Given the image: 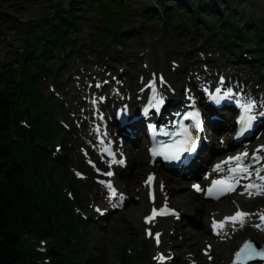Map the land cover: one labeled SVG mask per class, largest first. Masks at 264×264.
<instances>
[{
    "label": "trees",
    "instance_id": "trees-1",
    "mask_svg": "<svg viewBox=\"0 0 264 264\" xmlns=\"http://www.w3.org/2000/svg\"><path fill=\"white\" fill-rule=\"evenodd\" d=\"M61 5L56 3L54 10L46 9L16 27L22 34V47L16 62L0 68V264H99L90 225L83 231L78 225L83 220H75L56 177L61 163L52 158L48 147L55 149L60 138L58 122L42 89L43 75L48 73L56 51L72 42L70 35L78 27L76 10ZM160 5L169 15L172 4ZM117 6L115 0H109L104 9L106 30L111 35ZM189 8L196 19L199 8L193 3ZM142 9L152 14L146 4ZM210 10L219 21L221 39L229 47L232 39H254L264 50L263 22H256L254 33H250L240 29L233 13L223 14L214 7ZM25 116L30 118L29 128L19 124ZM45 238L47 249L40 251L37 246ZM124 254L123 248L122 264H129L131 260ZM46 257H50L49 263H45Z\"/></svg>",
    "mask_w": 264,
    "mask_h": 264
},
{
    "label": "rangeland",
    "instance_id": "rangeland-1",
    "mask_svg": "<svg viewBox=\"0 0 264 264\" xmlns=\"http://www.w3.org/2000/svg\"><path fill=\"white\" fill-rule=\"evenodd\" d=\"M118 4V9L115 11L117 14V19L122 23L123 28L131 29L133 32L126 35L124 33L120 40L107 38L108 45L105 46L104 50L106 54L113 52H121L126 59L131 60V64L140 68L143 61V54L148 50L149 47L152 50H156L162 47V39H160V34L177 33L174 29L173 23H163V20L167 17L165 12L161 9L160 2L163 1L166 4L177 5L181 10V14H186L180 17L181 19L189 20L190 12V2L194 1L196 6L206 15H203L206 21H213L210 15L209 9L215 5L216 8L220 9L222 13H233L238 25L250 22L251 24L247 26L250 33H254V23L258 21L264 22V0H115ZM62 3L63 8H70L72 6L76 7L79 13V20L82 23V28L79 33H81L80 44L83 42H89L92 40L93 31H97L96 27L101 24L102 9L100 8V3H109V0H11V3L5 7L8 8L5 11H0V68H7V63L9 61H15L17 59V51L22 47V34L16 27L24 21L29 19H35L39 16L40 12H44L46 9L54 10L56 3ZM146 4L149 9L154 13L152 16H148L143 12V5ZM214 7V6H213ZM186 10L187 12H184ZM99 14V15H98ZM124 19H123V18ZM177 17V15H174ZM255 19V20H254ZM173 21V20H172ZM255 21V22H254ZM99 22V23H98ZM256 24V23H255ZM115 26V24L113 25ZM118 29V28H117ZM246 29V28H245ZM247 30V29H246ZM125 31V30H124ZM142 32V33H141ZM139 33L142 36L147 33L153 34V36L158 37V43L149 45L148 42L141 41V38H135L132 40L131 44L136 47L133 51L130 47V43H125L122 40H129L131 37ZM249 34V33H248ZM250 35V34H249ZM166 39V38H164ZM117 41H121L119 44ZM142 42V43H141ZM165 42H169L166 39ZM174 46V50L181 55L183 47L187 52L188 47H199L203 44L188 42L186 45H180L176 41H170ZM214 44H218L214 42ZM88 48V45H86ZM181 47V48H180ZM192 49V50H193ZM181 51V52H180ZM131 52V53H130ZM90 56L83 58L80 62L90 59ZM133 62V63H132ZM223 62V61H222ZM214 146L216 143L213 144ZM140 158L131 156L132 166L128 173L122 175L125 183L131 189H134L140 184L141 178L148 171L149 167H146L138 176L136 180H133L134 170L137 165V161ZM169 186L172 193V198L176 203L184 208V218L182 224V230L185 233L186 244H190L195 247L196 244H200L202 239L205 237L202 231V223L204 215H206L209 209L214 207H220L228 202L222 204H206L200 199L194 197L191 199L190 191L187 189V183L179 184L178 182H169ZM135 207L133 209L127 208L124 211V215L129 219V224L126 226L129 231L131 230L133 223L136 221L135 211L141 206L140 203L135 201ZM197 215V219L193 217ZM138 216V215H137ZM117 226L114 229H100L95 224L94 225V243L103 253V256L99 257V260L105 261L102 264H114L116 262V256L118 255V250L123 240V235L121 234V227ZM134 229V228H133ZM197 230L194 232L193 230ZM48 240H46L47 242ZM138 248V247H135Z\"/></svg>",
    "mask_w": 264,
    "mask_h": 264
},
{
    "label": "snow or ice",
    "instance_id": "snow-or-ice-1",
    "mask_svg": "<svg viewBox=\"0 0 264 264\" xmlns=\"http://www.w3.org/2000/svg\"><path fill=\"white\" fill-rule=\"evenodd\" d=\"M153 89L155 88V84L153 83L150 85ZM233 98L234 94L230 89L221 92L220 88L216 89L215 95L213 96V99H220V98ZM154 107L159 108V106L163 103V99L159 98L157 95L153 96ZM239 107L243 110V116L241 118V125H242V131L251 129L253 122L256 121L258 117H264V110L257 112L256 109V102L252 100L251 98H246L244 100H237L236 101ZM262 108H264V104L261 105ZM187 118V117H186ZM192 119L196 120V114H192ZM194 127L199 128V121H196V124ZM179 135L183 136L184 139L180 141L173 140L170 145H161L160 149H154L153 150V156L160 155L163 156L165 160H178L180 156L185 152H190L195 147V141L192 139L191 135L188 133V129L184 128L183 132L179 133ZM111 155L112 153L109 152ZM248 154L245 152L242 155H238L234 158H231L230 161H226L225 163H231L233 160L235 161V165L233 167H230L228 169V172L231 173V175L227 176L224 180H216L213 181L212 188L208 189L209 195H223L227 192L235 191L236 186L239 185V179L240 178H246L247 176L251 175L250 168L247 166H244L242 164V161L247 158ZM116 162V161H113ZM119 163L123 164L124 161H119ZM217 171H223V167L221 165H217ZM107 175H112V173H107ZM261 179H264V177H261ZM153 180V177H149L148 183L150 184ZM103 183V181H101ZM219 186V187H218ZM108 189L111 192V196L115 198L117 196L115 188L111 185V183L107 184ZM197 191H200L201 189L199 186H194ZM246 190H251L253 188H256L257 194L260 193V186L255 185H244ZM119 199L122 201L123 197H119ZM169 214L166 209H162L159 212L153 211V215L148 219V222H151L156 215H167ZM250 214L237 211L230 217H225L220 222H213V228L217 230V234H219L220 231H222L226 226L229 224H236L240 223L241 225L244 222V219L248 217ZM262 220H264V216L261 217ZM151 235V233H149ZM157 243H159V234H156ZM255 256H259L260 258H264V252L257 253L254 249L252 243L246 242L243 247L236 253V264H241L242 259H252Z\"/></svg>",
    "mask_w": 264,
    "mask_h": 264
},
{
    "label": "bare ground",
    "instance_id": "bare-ground-1",
    "mask_svg": "<svg viewBox=\"0 0 264 264\" xmlns=\"http://www.w3.org/2000/svg\"><path fill=\"white\" fill-rule=\"evenodd\" d=\"M11 3V0H0V11L2 12L3 10L5 11H8L6 9L8 8H5L7 7L9 4ZM151 64V63H150ZM205 162H207L206 160H204ZM148 167V165L143 161V160H139L137 161V165H136V168L134 170V176H133V180H136L139 176V174L146 168ZM143 212V211H142ZM142 212H139L140 214ZM193 217L195 219H197V215H193ZM194 232H197V230H193Z\"/></svg>",
    "mask_w": 264,
    "mask_h": 264
}]
</instances>
